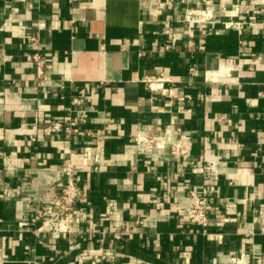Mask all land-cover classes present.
Listing matches in <instances>:
<instances>
[{"label":"crops","instance_id":"obj_1","mask_svg":"<svg viewBox=\"0 0 264 264\" xmlns=\"http://www.w3.org/2000/svg\"><path fill=\"white\" fill-rule=\"evenodd\" d=\"M259 8L257 0H0V264H264ZM160 72L167 80L152 88ZM80 90L90 101L74 105ZM58 117L78 120L80 131L44 134ZM157 132L185 138L187 152L137 148L135 135ZM206 159L217 180L197 171ZM68 161L81 169L71 231H50L44 218L20 231L54 198ZM203 184L215 190L205 229L178 204Z\"/></svg>","mask_w":264,"mask_h":264},{"label":"built area","instance_id":"obj_2","mask_svg":"<svg viewBox=\"0 0 264 264\" xmlns=\"http://www.w3.org/2000/svg\"><path fill=\"white\" fill-rule=\"evenodd\" d=\"M257 2L261 4L259 11L261 12V24L264 27V0ZM263 5V6H262ZM193 13V12H192ZM196 14V13H195ZM194 13L192 15H195ZM202 17L210 18L205 11L200 12ZM30 61L35 67V71L38 77H46L45 74V60L39 52H33L30 54ZM167 78L160 72L155 78L149 79V84L152 88H160L163 82ZM90 98L82 91H78V94L73 95L71 102L74 105H84L89 102ZM80 131L79 121L73 118H55L42 128V132L46 135L56 132H64L67 134L78 133ZM35 139V136L31 138ZM137 148L141 150H148L152 152L160 153L164 149L166 144H169L170 152L172 155L179 156L184 155L187 152V140L181 136L172 135L168 138L157 132L155 134H137L134 137ZM98 160V158H95ZM216 162L210 159H206L205 162L197 166L196 169L203 176L204 180L212 181L217 180L219 171L215 166ZM81 172V169L74 163L68 161L65 162L60 170L59 175L63 176L64 181L59 183V190L50 201L45 203L36 209L37 214L30 218H23L18 222V229L20 231L29 230L30 223L36 222L39 218H44L48 222V229L54 232H70L74 222V204L79 194V187L77 176ZM51 182H55L52 178ZM184 196L178 201L188 221L201 229H205L212 221L211 213L214 210V202L210 198V193L215 190H211L207 185L203 184L198 192L195 188H186ZM176 192V190H174ZM220 224L219 221H216ZM114 236L119 238V234L115 233Z\"/></svg>","mask_w":264,"mask_h":264},{"label":"water","instance_id":"obj_3","mask_svg":"<svg viewBox=\"0 0 264 264\" xmlns=\"http://www.w3.org/2000/svg\"><path fill=\"white\" fill-rule=\"evenodd\" d=\"M1 264H35V262L26 260H3Z\"/></svg>","mask_w":264,"mask_h":264},{"label":"rangeland","instance_id":"obj_4","mask_svg":"<svg viewBox=\"0 0 264 264\" xmlns=\"http://www.w3.org/2000/svg\"><path fill=\"white\" fill-rule=\"evenodd\" d=\"M258 1H260L261 2V0H258ZM260 6H261V4H260ZM263 6V5H262ZM261 20H260V22L262 21V18H260Z\"/></svg>","mask_w":264,"mask_h":264}]
</instances>
